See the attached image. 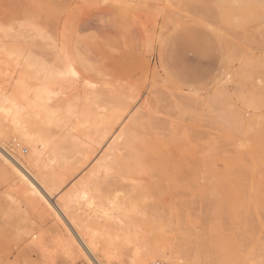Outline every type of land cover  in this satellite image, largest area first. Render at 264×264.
<instances>
[{
	"label": "bare ground",
	"instance_id": "bare-ground-1",
	"mask_svg": "<svg viewBox=\"0 0 264 264\" xmlns=\"http://www.w3.org/2000/svg\"><path fill=\"white\" fill-rule=\"evenodd\" d=\"M149 1L164 5V11L153 10V14L159 12L157 15L166 22L177 24L173 16H167V10L178 0H113L111 3L114 7L131 13L140 22L145 31L148 52L153 54L158 41L156 34L163 26L151 19L155 15L150 19L144 17L146 13L152 14L143 8ZM188 2L190 7L203 9V13L208 7L212 18L225 22L232 17L234 22L233 18L236 17L233 15L237 14V18H240L247 7L264 3V0ZM222 22L221 25L224 23ZM24 23L22 21L23 28ZM251 25L249 24L250 27ZM223 27L225 29L226 25L223 24ZM30 29V35L27 32L25 37L22 34L10 35L8 38L13 42L0 44V181L6 183L14 182V178L18 179L22 183V190L18 187L14 193L11 192L12 196L30 212H38L37 207L44 208L51 213L53 221L46 227L48 220L42 217L32 224V229L25 235V239L30 241L22 247V253H35L47 258L52 264L65 263L62 256L68 257L75 250L85 254L92 264H153L156 261L172 264L201 263L193 252L190 239L180 233V224L183 222L180 211L190 208L180 207L185 206L186 197L193 202V186L196 188V184H186L191 182L190 174L193 173L189 170L194 168L196 171L198 167L197 162L194 165L192 159L191 165L187 161L190 169L185 170L184 165L187 164L184 161L191 155L186 151V154H182L184 149L181 144L188 139L186 132L189 131L186 127V132L180 131L185 135L180 134L182 143L172 138L178 149H182L180 155H188L187 159L182 157L184 161L181 163L183 159L177 155L179 165L176 164L174 168L170 165L173 164L174 157H169L175 155L173 150L172 153H166V149L165 153L159 150L158 141L163 142L166 136L163 137L161 128L165 127L163 132L172 130L173 134L179 135L174 132L179 125L189 123L193 126L199 118L209 120L215 111H219L220 116L221 112L232 110L241 123L244 118L252 117L264 105L259 106L253 100L239 95L241 108L237 111L236 103L234 104L226 86L230 77L240 82L250 79L247 68L253 64L249 59L229 55L227 71L221 83L225 87L221 88H214L215 83L211 81L197 87H184L168 76L159 83L157 79L161 78L163 71L160 63L153 68L143 65L144 76L141 74L140 77L144 79L139 83L132 78L134 82L119 83L118 87L98 85L82 75L72 61L67 46L69 31L62 28L57 35L49 37L41 32V28H33L32 24ZM246 29L249 30V27ZM256 30L259 32V29L254 28ZM261 39L263 41V37ZM235 61L240 64L237 72L231 70ZM254 65L260 66V62ZM261 66H264V62ZM69 68L77 73L76 77L69 74ZM79 84L83 89L80 95L75 89ZM157 125L161 128H156V138L153 141L154 131L150 134L148 130L158 127ZM239 127L242 126H238V129ZM157 132L161 133L162 138ZM148 133L151 135V142L149 138L145 139ZM170 137L172 136L169 134V139ZM180 137L176 139L179 142ZM196 137L198 136L194 138ZM140 138L144 142L141 141L142 146ZM147 140L151 145L152 141L157 142L159 152L169 154L167 157L172 162L167 163V157L160 153L164 159L163 164L159 163L155 153L149 150ZM170 143L173 148V143ZM170 143L167 142V145L170 146ZM174 147L178 154L175 143ZM3 150L9 153V157L2 153ZM171 166L174 169L171 170ZM180 172L182 175L185 172L187 182L180 178ZM193 175L197 180V172ZM182 183L187 188H192L191 195L190 191L189 194H183V197L182 194L179 195L178 190L187 193L184 184L181 188ZM52 199L56 200L51 203ZM206 247L207 245L200 246L198 250L205 251ZM22 253L19 257L26 261V257L21 256ZM209 257L210 255H206L205 261L213 263Z\"/></svg>",
	"mask_w": 264,
	"mask_h": 264
},
{
	"label": "rangeland",
	"instance_id": "rangeland-1",
	"mask_svg": "<svg viewBox=\"0 0 264 264\" xmlns=\"http://www.w3.org/2000/svg\"><path fill=\"white\" fill-rule=\"evenodd\" d=\"M112 1L108 0V4L104 6L103 0H0V44L13 42L8 38L10 35L18 34L20 36L22 34L21 36L25 37L26 32L30 35L31 24L39 25V30L41 28V32L43 31V34L49 37L52 34V37L57 35L63 28V30L71 31L73 44L77 47L88 48L99 65L102 66L101 75L97 77L98 82L118 87L119 83L134 82V80L132 81L133 78L136 79L135 82L139 83L140 80L144 79V77H140L141 74L144 76L141 60L144 56L140 54L139 49L141 35L135 28H131L129 37L132 39L133 46L130 49L127 48L123 40L119 39L118 25L120 19L118 17L123 20H127V18L115 9L111 3ZM188 1L178 0L172 6L173 9L167 10V16H173L177 24H169L163 17L157 15L161 10L164 11L163 3L149 1L146 3L147 5H143L146 12L152 13L151 15L149 13L143 14L144 17L150 19L151 16L155 15L156 17L154 16L151 19L156 20L159 26L161 24L163 26L156 34V41L158 40L160 43L155 42V51L153 54L148 53L144 65L149 68L159 65V63L162 65L161 78L157 79L159 83L165 76H170L174 81L177 80L178 83L184 84L189 79L196 80L200 73L205 72L206 80L215 83L214 88H221L225 87L221 83H223V77L225 78L224 74L227 71V57L230 55L240 59H249L253 64V66L247 68V73L251 78L240 82L230 77L226 89L231 94L234 104L236 103L237 111H240L241 108L238 101L239 95L253 100L259 106L264 105V84H262V81H264V66H261L264 62V46H262L264 45V27H262L264 26V3L250 5V9L247 7L242 11L240 18H237V14L233 15L237 18V20L233 18L236 21H234L235 23L232 22V17L225 20V22L222 20L224 23L218 19L224 26L226 25L224 29L221 22L216 18H212V13L208 7L206 8L207 11L204 10L203 13V9L190 7L191 4ZM96 3H100L102 6L99 8L91 7ZM159 6L160 8H158ZM158 9H160L159 12L153 14V10L157 11ZM143 15H141L142 19H144ZM147 15L148 17L150 15V17L148 18ZM211 20L212 22H209ZM22 21L25 22L24 28L21 27ZM218 24L221 25L222 30ZM249 24H252L251 27ZM246 27H249V30ZM253 27L259 29V32L254 31ZM163 34L164 36H162ZM257 35L258 37H256ZM262 37L263 41L260 40ZM233 53L235 55H232ZM99 55L103 57L102 60ZM258 62H260V66L257 65L256 67L254 63L258 64ZM239 65V61H235L231 66V70L237 72L240 69ZM80 86L79 84L75 88L76 93L79 95L83 92H81L83 89ZM75 89L71 88L72 91L74 90L73 92H75ZM216 112L211 114L212 117L209 120L199 118L193 126L192 124L190 126L189 123H184L185 126L183 124L179 125L176 130L174 129V132L176 131L179 134H176L177 136L175 133L173 134L172 130L167 131V128L165 129L167 133L163 132L164 126L161 128L157 125L158 127L148 130L150 134L152 130L154 131L152 132L153 141L154 137L156 138V128H161L163 137L168 134L167 138L169 139L170 134L172 137L169 141L168 139L165 141L166 136L163 138V142L160 140L161 144L158 141L159 150L164 151L166 149V153H172L173 150L176 157L175 155H165L162 151L159 152L157 142L152 141L151 145L147 140L148 147L149 150L155 153L161 164H163V156L167 157L169 155L170 159L174 157L173 164H170L174 168L176 164L179 165L177 162L179 158L188 156H183L186 152L191 157L188 156L186 161L183 158V160H179L180 163L184 161L187 164L184 165L186 171L190 169L192 159L194 165L197 162L196 171L194 168L189 170L193 171V173L191 172L192 176L190 174L191 182L186 183L187 186H190L191 183L192 185L196 184V188L193 186L195 189L193 190V202L191 199L190 202L188 197H184L185 206L180 207V209L190 207L186 211H180L183 220L180 224V233L185 234L190 239L191 247H194L193 252L201 260L199 264L209 263L205 261L207 260L205 259L206 255H210L209 258L213 262L209 264H255V262L261 264L264 261V107L255 111L257 114L253 113L252 117L244 118L243 123L239 121L238 115L232 110L226 111L227 115L226 112H221L220 116V112L218 111L217 114ZM213 117H215V120ZM237 122L239 123L237 124ZM237 125L242 127L238 129ZM185 127L189 132L184 130ZM180 131L188 133V139L184 141L185 144L181 141L180 134L183 133H180ZM158 132L157 134L161 137V133ZM148 134L145 139L149 138L150 140L151 135L149 134V137ZM158 135L157 137H159ZM183 136L185 137L184 134ZM195 136L198 137L194 138ZM179 137L180 142L176 140ZM172 138L176 142L182 143V149H184L182 156L180 155L182 149H178L179 147H177L174 140L172 141ZM141 141L140 138L139 142L141 143ZM170 141L173 143V148ZM167 142L170 143V146L167 145ZM174 143L177 147L176 150H179L178 154H176L178 151L174 149ZM140 145L142 146V143ZM2 153L9 157L7 151L3 150ZM160 153L163 154L162 158ZM177 155L180 157L178 158ZM169 157L166 158L167 163L172 162L168 159ZM173 167L171 170L174 169ZM196 172L197 180L193 175ZM184 173L182 175L180 172L183 176L180 178H184L185 181L183 182H187ZM74 178L75 176L72 179ZM13 180L14 182L6 181V183L0 181V264H27L26 261L32 264H52L47 258L35 253H22L24 245L30 241L25 239V235L28 230L32 229V224L37 223L42 217H46L48 220L46 227H48L52 224L53 217L51 213L42 207H37L38 212L37 210L30 212L24 204L21 205L12 194L18 187L19 190H22V183L18 179L14 178ZM8 184L10 185L8 186ZM182 185L187 189V193L183 188L182 190L185 192L178 190L179 195L182 194L183 197V194H189V191L191 195L192 188H187L185 183L181 184V188ZM178 186L181 189L180 185ZM55 200L52 199L51 203ZM187 203H191V205ZM37 213L41 215H37ZM205 245H207L205 251L198 250L200 246ZM20 253H22L21 256L26 257V261L19 257ZM81 253V251L75 250L68 257L63 255L62 259L66 264H92L85 254ZM23 261L25 262L23 263Z\"/></svg>",
	"mask_w": 264,
	"mask_h": 264
},
{
	"label": "crops",
	"instance_id": "crops-1",
	"mask_svg": "<svg viewBox=\"0 0 264 264\" xmlns=\"http://www.w3.org/2000/svg\"><path fill=\"white\" fill-rule=\"evenodd\" d=\"M115 9L120 14L125 16V18H127V20L126 19L123 20L120 17H118L120 19V23L118 25V33L120 35L119 39L123 40L126 43L127 48L130 49L133 46L132 39L129 37V34L131 32V28H135L140 33L141 42H140L139 49H140V54H142V56H144V58H141V60L143 62V65H144L145 57L148 55V53H149L148 51L149 50H148V43H147V39H146V35H145V31H144L143 27L141 26L140 22L131 13H129V12L123 10V9H120V8H116L115 7ZM71 40H72L71 31H69V33H68V41H67L68 52H69V55H70L72 61L75 64V66L82 73V75H84L88 79L96 82L97 84L108 85V84L100 83V82L97 81V77L101 75L100 73L102 72V66L99 65L97 59H95L93 57V55L89 51V49L88 48L77 47L75 44L72 43ZM99 56L101 57V60H102L103 57L101 55H99ZM161 67H162V65H161ZM162 69H163V67H162ZM168 77L173 82H175V83H177V84H179L181 86H184V87H197L198 85L200 86L201 84L203 85V84H206L207 82L210 81V80H206L205 72L200 73L197 76L196 80L189 79L184 84L178 83L177 80L174 81L170 76H168ZM200 82H201V84H200ZM108 86H110V85H108ZM15 199L18 200L17 198H15ZM20 204L23 205L21 202H20Z\"/></svg>",
	"mask_w": 264,
	"mask_h": 264
},
{
	"label": "snow or ice",
	"instance_id": "snow-or-ice-1",
	"mask_svg": "<svg viewBox=\"0 0 264 264\" xmlns=\"http://www.w3.org/2000/svg\"><path fill=\"white\" fill-rule=\"evenodd\" d=\"M103 4L104 6H106L108 4V0H103ZM102 5L100 3H96L94 5H91V7H94V8H99L101 7ZM117 6H121V5H117ZM33 28H35L36 30H39V25H32ZM69 74L73 77H76L77 76V73L75 71H73L71 68H69ZM63 75V74H62ZM262 84H264V81H262ZM35 239V238H33ZM261 264H264V261L261 262Z\"/></svg>",
	"mask_w": 264,
	"mask_h": 264
},
{
	"label": "built area",
	"instance_id": "built-area-1",
	"mask_svg": "<svg viewBox=\"0 0 264 264\" xmlns=\"http://www.w3.org/2000/svg\"><path fill=\"white\" fill-rule=\"evenodd\" d=\"M153 264H172V263L166 261H156Z\"/></svg>",
	"mask_w": 264,
	"mask_h": 264
}]
</instances>
